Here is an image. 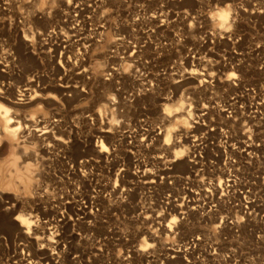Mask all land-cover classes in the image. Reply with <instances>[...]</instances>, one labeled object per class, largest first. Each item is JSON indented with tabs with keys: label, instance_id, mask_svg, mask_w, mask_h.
Wrapping results in <instances>:
<instances>
[{
	"label": "rangeland",
	"instance_id": "rangeland-1",
	"mask_svg": "<svg viewBox=\"0 0 264 264\" xmlns=\"http://www.w3.org/2000/svg\"><path fill=\"white\" fill-rule=\"evenodd\" d=\"M262 98L264 0H0V264H264Z\"/></svg>",
	"mask_w": 264,
	"mask_h": 264
},
{
	"label": "bare ground",
	"instance_id": "bare-ground-1",
	"mask_svg": "<svg viewBox=\"0 0 264 264\" xmlns=\"http://www.w3.org/2000/svg\"><path fill=\"white\" fill-rule=\"evenodd\" d=\"M227 18H228V13L226 11L222 10V11L217 13V20L221 23V25L225 24V21H227ZM18 97L19 98L17 100H14V104L23 105V104L29 103L31 100H34V98L36 96L33 98L28 93V96H26V95H18ZM22 98H24V100ZM260 101L261 102L258 101L257 106H261L262 104H264V98H262ZM11 123H12V120L10 118V109H8V108H6V107H4L3 105L0 104V128L2 129L1 132L5 136H7L9 139L15 138L16 137V133L18 132V129H19V127H16V128L13 127L11 125ZM142 131L144 132V130H142ZM157 131H158V134H159V132H160L159 128H157ZM169 137H170V129L167 130V133H166V136H165L166 140L169 139ZM100 148L103 149V146L101 145ZM247 148L250 149L252 147L249 146ZM38 207H40V206L38 205ZM42 209H43V211H45V208H42ZM262 217H264V216H262ZM36 221L38 223H40L38 215H37ZM58 222H60L59 219H58ZM24 256L26 257V259L25 258L23 259V260H25V263L26 264H30V255H29V253L25 254L24 251H22L21 252V257L23 258ZM22 258L19 261H23ZM13 263L17 264L16 261L13 262Z\"/></svg>",
	"mask_w": 264,
	"mask_h": 264
}]
</instances>
